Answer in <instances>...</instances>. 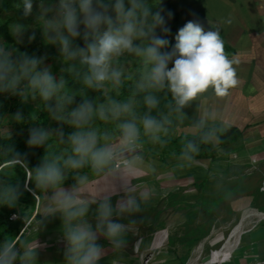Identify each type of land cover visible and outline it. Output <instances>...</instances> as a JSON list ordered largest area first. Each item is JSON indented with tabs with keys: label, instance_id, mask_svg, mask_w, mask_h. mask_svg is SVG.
Wrapping results in <instances>:
<instances>
[{
	"label": "clouds",
	"instance_id": "clouds-1",
	"mask_svg": "<svg viewBox=\"0 0 264 264\" xmlns=\"http://www.w3.org/2000/svg\"><path fill=\"white\" fill-rule=\"evenodd\" d=\"M14 7L22 9L27 18L33 13L34 0H20ZM38 9L36 21L44 42L58 48L64 65L60 76L57 79L51 66H45L46 55L17 54L15 47L0 42V94L19 96L25 103L29 98H39L42 110L51 120L72 131L65 134L62 127H31L27 146L45 148L41 162L32 169L28 168L26 154L11 144L0 151L9 166L28 169L26 179L34 183L35 190L28 188L27 183L25 189L42 194L35 230L40 231L48 218L59 215L65 244L63 264H99L108 251L98 243L101 237L119 255L126 248L125 237L131 225L142 223L121 221L143 211L141 205L151 192L136 193L129 186L130 181H112L121 176L136 178L144 171L142 137L158 143L162 142L161 134L167 135V126L173 121L168 115H152L160 103L157 93H170L167 107L182 121L183 109L209 90L217 98L230 95L239 85L234 66L238 61L229 57L220 32L205 30L196 19L178 29L175 44L169 49L166 37L171 33L168 20L173 13L166 11L163 0H39ZM27 27L11 26L17 43ZM34 39L33 32L29 41ZM125 55L137 59L138 75L130 95L119 100L107 95L106 89L118 90L125 79H131L119 62ZM66 75L81 87H69ZM88 89L105 90L104 101L90 100ZM77 96L81 98L79 103ZM141 107L146 111H141ZM12 119L20 123L24 117L17 111ZM204 125L202 119L196 127ZM218 132L210 129L201 142H218ZM0 137L11 139L7 126L0 128ZM199 153L198 145L189 141L180 159L193 161ZM69 178L73 183L65 188ZM22 195L18 182L0 181V206L16 207ZM114 195L120 196L115 205ZM41 247L37 238L27 241L19 236L5 237L0 243V264H38ZM122 259V255L113 258L110 264H120Z\"/></svg>",
	"mask_w": 264,
	"mask_h": 264
},
{
	"label": "crops",
	"instance_id": "crops-1",
	"mask_svg": "<svg viewBox=\"0 0 264 264\" xmlns=\"http://www.w3.org/2000/svg\"><path fill=\"white\" fill-rule=\"evenodd\" d=\"M170 11L180 15V22L195 17L206 27L205 30L220 32L229 57L238 61L234 66L237 68L239 85L226 98H217L209 90L183 109L185 118L182 121L175 112L168 115L173 123L167 126V135L161 134V141L165 146L159 142L153 147L148 142L151 153L144 160V171L136 177L143 184L141 187L136 183L133 187L129 185L136 193L140 192L138 189L161 188L165 201L162 198L160 204L156 205L158 196L151 192L146 203L141 205L143 211L134 214L138 217L142 214L143 218H139L142 223L135 227L131 225L125 237L126 248L119 255L113 253L107 241L101 237L98 243L108 250L101 264H104L103 261L110 264L113 258L119 259L121 255L123 259L120 264H138L137 257L141 254L137 250L138 244L143 239H151L152 235H157L155 243L158 246L152 251L160 253L163 258L161 262L177 264L183 259L184 264L188 260V264H199L198 260L205 246H213L211 241L214 240L208 238L218 218L223 219L227 215L223 219L225 220L230 214L248 206H256L251 202L237 203L234 198L228 205L222 207V204L232 192L226 186L230 187L233 177L246 176V172H250L252 176L253 172L264 167V158L258 161L254 159L249 167L244 162L246 157L253 158L264 153V0H173ZM202 119L205 125L202 128L196 127ZM213 128L220 130L219 141L209 144L212 149L206 154L208 144L202 143L201 138ZM231 130L235 132L232 133ZM227 132L231 133L223 137ZM189 141L198 145L200 153L193 161L186 162L180 159V153ZM154 155L158 157V162L153 158ZM236 156V162H229V158ZM219 157L221 158L217 159ZM225 165L226 169L223 170ZM209 169L214 171V176H210ZM144 173L148 176H144ZM129 178L131 184V177ZM115 202L113 197L112 204ZM159 205H163V208ZM260 211L257 207L243 211L234 225L236 228L230 230V235L225 240L229 241L243 226L262 219L264 214ZM134 215L124 217L122 221L128 223L129 219L135 220ZM252 232L253 230L250 233ZM243 237L241 241L239 237L218 261H222L228 253L235 256L240 245H243ZM58 242V246L63 247L58 248L61 259H54L56 250L53 246L54 250L51 247L40 248L38 264L52 260L63 262L65 244L63 240ZM163 242L169 248H161ZM217 252L214 254L209 250L212 257L207 261H212ZM234 256L228 257L229 261L225 260L227 262L224 261V264H228ZM152 262L150 260L149 264Z\"/></svg>",
	"mask_w": 264,
	"mask_h": 264
},
{
	"label": "rangeland",
	"instance_id": "rangeland-1",
	"mask_svg": "<svg viewBox=\"0 0 264 264\" xmlns=\"http://www.w3.org/2000/svg\"><path fill=\"white\" fill-rule=\"evenodd\" d=\"M19 2H20V0H0V26L8 25V32H9L5 36L0 35V42L5 43L6 46H8L10 48L15 47L17 49V54L27 53L28 55H30V54H29V51L27 50V47L32 44L35 48V51H36L35 56L41 57V56L46 55L47 59L44 61L45 66H51V70H52L53 75L56 76V78L58 79L60 76V69L62 67H64V65H63V62L60 58L58 48L56 46H53V45L45 44L43 36H42V31L39 28V26L37 25L36 17L39 14V9H38L39 0H34L33 13L31 16H29L27 18L23 17L22 9L18 10L14 7V5L16 3H19ZM47 2L55 3V2H57V0H46V3ZM163 7L166 9V11H168L166 4H164V0H163ZM189 20H192V19H190V18L185 19L184 22L179 21V23L176 25H173L168 21V26L171 29V33L166 37L170 41L169 49L172 45L175 44L174 37L177 34L178 29L181 28ZM14 24H21V25L28 26L27 29L23 32V35L19 38L20 39L19 43H17V38L13 37V35L11 34V26ZM33 32L35 33V39L30 42L29 36H31L33 34ZM76 43L83 46V42L80 40H77ZM119 62L125 68L126 77L130 76L131 79H125L123 85L118 90H115V89H112L111 87H108L106 89V91H107V95H110L113 98H116L119 100H124L130 95V93L133 89L134 82H135L137 75H138L137 69L139 67V64H138L137 59L133 56H130V55H125L124 57H121ZM66 78H67V75H66ZM69 87H74L76 89H79L81 87V85L75 84L69 79ZM164 92H166V90L162 91L160 93H157L158 99L160 101L158 106L163 104L165 106V110H163L162 115H169L172 112H170V110L168 112L167 103L171 102V98L167 97V99H165L164 97L166 95L163 94ZM86 94L90 100L99 99L100 102H103L105 99V90L95 91V90L88 89V90H86ZM137 99H141V97L138 96ZM162 99L167 100L166 101L167 103H162ZM80 100H81V98L79 96H77L76 103H79ZM40 103L41 102H40L39 98H37V100H35V101H33L31 98H29V100L25 103V102H22V100L19 96H13L11 94H0V105L4 106L6 108V111L0 117V128L7 126L9 128V131L11 132V139H16V140L25 139L27 134L29 133V129L31 127H37V126L44 127L45 129H56V128L62 127L65 134L72 131V129L70 127H68L67 125H61L58 122L51 120V118L49 117L47 112L42 110ZM72 107H75V104L72 105ZM140 110L146 111V108L141 107ZM17 111H19L23 114V117H24L23 122L18 123L12 119V116ZM32 117H33V119H32ZM108 127H111V125H108ZM2 139H6V138L2 137ZM53 140H54V138H53ZM50 142H53V141H50ZM148 142H150L153 147L156 146L155 143H152L151 141H149L148 138L142 137L141 155L143 156L144 160H146V158L148 157V154L151 153V151L149 149L150 144ZM169 142H171V140H169ZM158 144H160V143L158 142ZM162 144H164V142H162ZM164 146H165V144H164ZM206 147H207L206 149L208 150V152H205V153L207 154L211 151L212 148L209 144ZM157 150L160 152L159 148H157ZM206 156H208V155H206ZM153 158L157 161L158 157L156 155H154ZM162 158H163V156H162ZM220 158L221 157H219L217 159H220ZM236 158H237V156L229 158V162H231V161L236 162L235 161ZM260 158H264V153H262L261 155H259L257 157L254 156L253 158L252 157H246L244 159V162L246 163V166L249 167L251 165L250 163L253 162L254 159H255V161L256 160L258 161V160H260ZM158 161H159V159H158ZM3 166H5V165L0 164V168ZM224 169H226V165L223 167V170ZM212 173H214V171L209 169L210 176H214ZM247 173L248 172H246V174ZM144 176L147 177L148 175L146 173H144ZM129 179H130L129 177L121 176V177L115 178L112 181V183L117 184L115 182H121V180H123L124 182H128ZM72 183H73V181L71 180V178H69V180H67L65 182L64 187L68 188L71 186ZM97 183H102V182L97 181ZM135 183H136V185L141 187V184H143V181H141L140 178H131V184L130 185L133 187L135 185ZM211 183H213V182H211ZM28 188L35 190V186L30 185ZM226 188H230L232 192L227 197L228 200H226L222 204V207L231 203V200L233 198L237 200V203L251 202L252 204H254L256 206H248V207L244 208L242 211H239V212L232 214V215L230 214L225 220H223V219L227 215L223 219H221L222 217L218 218V221L216 222V225H215L216 227L214 226V229L212 228V230L210 232V237L208 238V239L214 240V241H211L213 246H211L210 244L205 246V250L203 251V253L199 257V260H198L199 264L205 263L209 258L212 257V256L210 257L209 250H212L213 253L215 254L223 246L225 239L230 235V230L234 227V225L237 222L240 214L243 211H245L246 209H248L250 207H257L258 209L261 210L260 213H262V211H264V167L263 166H261L258 171L253 172L252 176L251 175L250 176H248V175L242 176L241 175V176H238V178L233 177V179L231 180V183H230V187L226 186ZM142 190L143 189H138L137 191H142ZM147 190L152 192V194H154V196H158L157 197L158 202H156V205L160 204V202L162 201V198L165 201V197L162 196V193L164 191L161 190V188L160 189L159 188H153V189H147ZM35 193H38V192H35ZM120 195H123V193H120ZM113 197H114L115 201H117V199L120 198L119 195H114ZM35 199H36V203H33V202L20 203V222L18 221L15 223V224H17V226L14 225V223H12L13 226L17 227V228L15 227V229H17L16 232H15V230H12L11 232L8 231L9 225H5V223H3L1 225L2 227H1V231H0V243L3 242L5 237H9V236L10 237H17V236L21 237L20 236L21 232H24L26 230V234H25L23 239H26L27 241H31L34 238H37L39 243L41 245H43V247H41L42 249L53 246L56 250V254H53L54 257L61 259V256L58 254L59 253L58 248H63V247L58 246V244H59L58 240L59 239L56 240V237L58 238V234L53 232V233L49 234L48 237H46V236L41 237V235H39L40 233H38L39 231L35 230V227H36L35 222L37 220H39V219L34 220V217H35V214L37 212L38 207H40V213H41V205H39L38 199L37 198H35ZM39 199L41 200L40 197H39ZM155 199H156V197H155ZM115 204H116V202L114 203V205ZM92 207L94 209L95 205H93ZM159 207L163 208V205H159ZM156 210H157V207H156ZM0 214H2V213L0 212ZM134 217H135V220H137V221L140 220L139 219L140 217L143 218L142 214L139 217H138V215H134ZM90 220L93 224L95 223L94 218H92L91 216H90ZM32 221H33V224L31 226H29ZM214 221H216V220L214 219ZM121 222H124V221H121ZM124 223H127V222H124ZM57 224L61 225V220H60L59 215H57L54 218H48L44 222V226L42 228L46 227L48 229V228L53 227V226H57V228H59L60 226ZM137 225H138V223H137ZM134 227H135V225H134ZM234 228H236V227H234ZM133 230H135V229H133ZM17 231H18V234L20 233L19 235L17 234ZM156 237H157V235H152L151 239H143L138 244L139 246H138L137 250L139 253H141V254H138L140 259L137 257V263L138 264H142L143 259L141 260V256H142V258H145V256H148L151 252H153L152 251L153 249L155 250L158 248L157 244L155 243V240L157 239ZM242 237H240V239H239L240 241H241ZM128 240L130 241L131 239L129 238ZM53 247H51V248H53ZM54 248H53V250H54ZM163 248L167 249L169 247L164 246ZM157 252L158 251H154L153 252L154 254L152 253L153 254L152 258L150 256L151 260H153V262L157 261V263L152 262L151 264H174V262H168V263L161 262L163 258L161 257L160 253H157ZM234 257L235 258L234 259L232 258L230 260V262H228V264H256V263H260V262L263 263L264 262V222L261 223L255 230H253L252 233L245 235L243 237V245L236 252ZM226 260L229 261V258ZM52 261L51 262H44L43 264H63V262H60V261H55V260H52ZM183 261L184 260L182 259L181 262H178L177 264H184ZM188 261L185 262V264H188ZM39 262L40 261H38V263ZM105 262L106 261H103L104 264H105ZM225 262H227V261H225ZM41 263H42V261H41ZM101 263H102V261L99 262V264H101ZM143 264H145V263H143ZM222 264H224V262Z\"/></svg>",
	"mask_w": 264,
	"mask_h": 264
},
{
	"label": "trees",
	"instance_id": "trees-1",
	"mask_svg": "<svg viewBox=\"0 0 264 264\" xmlns=\"http://www.w3.org/2000/svg\"><path fill=\"white\" fill-rule=\"evenodd\" d=\"M173 0H164V4H166L168 11L170 10V4ZM196 19L195 17L192 18ZM197 20V19H196ZM171 24L176 25L179 23L180 21V15L179 14H173L172 18L170 20H168ZM8 32V25H4V26H0V35H7ZM27 50L29 51L30 55H35V48L34 46L31 44L27 47ZM68 79L71 80L70 77L67 76ZM130 92V91H129ZM164 95H166L164 98L167 99V97L171 98L170 93L164 92ZM165 99H162V103H167ZM169 103H167L168 105ZM163 110H165V106L162 104L160 106H158L156 109L152 110V115L157 116V118H160L162 116V112ZM169 112V108L167 109ZM6 111V108L4 106L0 105V117L1 115ZM231 132H235L234 130H231ZM231 132H227L226 134L223 135V137L229 135ZM29 133L27 134L26 138L23 140H16V139H2V137H0V150L3 149V147L7 144H11L16 151L20 152L22 155L26 154V161L28 164V168L32 169L34 167H36L40 162H41V158L43 157V155L45 154V148L44 147H40V148H29L27 146V139H28ZM222 137V138H223ZM0 164H3L5 166L1 167L0 169V181H6V182H11V183H19L20 187H21V191L23 192V195L20 197L16 207L13 208H9L7 206H0V212L2 214H0V231H1V225L3 223H5V225H9V230L8 231H12V230H16L15 227L17 226V224H15L16 222H12L10 220V217L12 215H18L20 216V203L23 202H33L36 203V199L37 196L38 198H41V193H35L28 191L27 189H25L24 185L27 183L28 187L31 186H35L34 183L28 182L26 179V172L28 169H24L20 166H16L15 168L9 166L7 159L5 158V156L2 154V151H0ZM38 194V195H37ZM35 196V197H34ZM41 201V200H40ZM39 205H41L39 203ZM40 218V207L37 208V212L35 214L34 220L35 219H39ZM5 221V222H4ZM10 221V222H9ZM20 222V220H19ZM16 226H13V224ZM33 224V221L30 223L29 226H31ZM60 227L57 228V226H53L50 228H41V230L38 232L40 233L39 235H41V237L46 236L48 237L49 234L51 233H56L58 234V239L62 240V233H61V225L57 224ZM17 228V227H16ZM57 228V229H56ZM7 229V228H6ZM18 234V231H17ZM20 234V233H19ZM18 234V235H19ZM26 234V230L24 232H21V238L23 239L24 236Z\"/></svg>",
	"mask_w": 264,
	"mask_h": 264
},
{
	"label": "bare ground",
	"instance_id": "bare-ground-1",
	"mask_svg": "<svg viewBox=\"0 0 264 264\" xmlns=\"http://www.w3.org/2000/svg\"><path fill=\"white\" fill-rule=\"evenodd\" d=\"M264 222V216L262 217V219H260V220H258L256 223H254V224H247V225H245V226H243L233 237L232 236H230V237H232L229 241H228V243H227V241L225 240V242H224V244H223V246L218 250V252H217V256L212 260V261H206L205 263H203V264H221V263H223L228 257H230V256H234V254H232V253H228L227 255H226V257H224V259H222V261H218L219 259H220V257H222L225 253H226V250H229V249H231V247H232V245L234 244V243H236L237 242V240H238V238L239 237H242L244 234L246 235L247 233H250L252 230H254L255 228H257L261 223H263ZM244 235V236H245ZM227 244V245H226ZM226 246V247H225ZM242 247V245H240V248ZM205 249V248H204ZM256 264H264V262L263 263H256Z\"/></svg>",
	"mask_w": 264,
	"mask_h": 264
},
{
	"label": "built area",
	"instance_id": "built-area-1",
	"mask_svg": "<svg viewBox=\"0 0 264 264\" xmlns=\"http://www.w3.org/2000/svg\"><path fill=\"white\" fill-rule=\"evenodd\" d=\"M246 175H251L250 174V172H248ZM249 209V208H248ZM247 210V209H246ZM10 220L12 221V222H18L19 220H20V216H18V215H12L11 217H10ZM29 227V226H28ZM60 241H62V240H60ZM164 244H165V242H163L162 244H161V247H164ZM153 253V252H152ZM150 254V256H151V258H152V256H153V254ZM151 258L149 259V261L151 260ZM143 260H145V258H143ZM143 260H142V264H143ZM149 261L147 262V263H145V264H149Z\"/></svg>",
	"mask_w": 264,
	"mask_h": 264
},
{
	"label": "water",
	"instance_id": "water-1",
	"mask_svg": "<svg viewBox=\"0 0 264 264\" xmlns=\"http://www.w3.org/2000/svg\"><path fill=\"white\" fill-rule=\"evenodd\" d=\"M38 199V203H40V199L37 197ZM150 259V256H148L147 258H145V260H143V263H147Z\"/></svg>",
	"mask_w": 264,
	"mask_h": 264
},
{
	"label": "flooded vegetation",
	"instance_id": "flooded-vegetation-1",
	"mask_svg": "<svg viewBox=\"0 0 264 264\" xmlns=\"http://www.w3.org/2000/svg\"><path fill=\"white\" fill-rule=\"evenodd\" d=\"M263 214H264V212H262ZM54 259H55V257H54ZM59 259V258H58Z\"/></svg>",
	"mask_w": 264,
	"mask_h": 264
}]
</instances>
